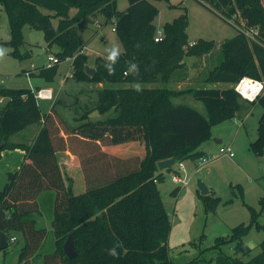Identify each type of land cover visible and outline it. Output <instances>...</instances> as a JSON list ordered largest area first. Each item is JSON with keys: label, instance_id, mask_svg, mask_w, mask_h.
I'll list each match as a JSON object with an SVG mask.
<instances>
[{"label": "trees", "instance_id": "16d2710c", "mask_svg": "<svg viewBox=\"0 0 264 264\" xmlns=\"http://www.w3.org/2000/svg\"><path fill=\"white\" fill-rule=\"evenodd\" d=\"M129 6L120 11L117 0H0L8 14L12 39V54L22 60L30 53H22L26 45L23 27L44 32L48 49L59 47L56 53L61 62L74 58L73 77L96 84H109L98 91V105L93 109L105 120L86 122L71 129L55 112V107L44 114L34 89H7L0 87V146L6 150L27 152L18 172L8 173V182L0 190V238L9 244L15 232L23 233L25 247L19 264H33L48 232L38 228L33 218L40 212L39 197L51 193L46 201L53 202L52 228L61 247L45 256L44 264H176L169 254L168 239L171 220L158 183L164 181L165 171L158 163L176 158L177 163L204 156L201 145L210 139L212 129L221 123L241 116L244 102L264 107V96L256 102H247L234 86L243 78L264 81V5L262 0H199L217 12L223 19L235 20L240 26L236 37L225 41L223 59L206 77L216 87L190 88L176 91L165 86L184 70L186 56L201 57L215 48L214 41L188 42L187 9L163 27L164 36L156 42L155 20L159 8L153 0H127ZM72 8L77 11L70 16ZM104 15L106 23L113 21L124 51L109 74L107 61L97 58L95 74L86 72L88 57L78 34V25L85 19ZM59 18L55 25L53 20ZM258 29L255 40H249L243 31ZM137 69L132 70L131 65ZM54 69V67L52 68ZM52 69H48L49 71ZM48 70L40 69L44 75ZM49 78V77H48ZM177 81V80H176ZM161 83L165 87H147ZM140 86V91L136 86ZM192 95L201 102L204 111L185 103L176 104L175 98ZM92 112V111H91ZM87 112L84 118H89ZM41 125L31 145L14 143L11 137L30 126ZM258 138L251 149L264 155V114L258 125ZM142 142V145H141ZM133 144L134 153L111 154L109 150L126 149ZM69 152L80 161L86 190L75 193L74 180L64 172L57 154ZM0 154V157H1ZM171 170H166L171 172ZM178 191L175 190V193ZM199 197L205 202L210 195ZM251 210V222L232 229L230 236L218 238L214 248L235 244L244 255L251 249L244 238L253 226L264 231L259 217L262 210ZM74 233L77 256L70 259L62 248ZM204 237V235H203ZM118 258L107 253L117 242ZM194 261L190 264H204ZM264 264V241L260 252L248 261L237 257L211 259L208 264Z\"/></svg>", "mask_w": 264, "mask_h": 264}, {"label": "rangeland", "instance_id": "374dc122", "mask_svg": "<svg viewBox=\"0 0 264 264\" xmlns=\"http://www.w3.org/2000/svg\"><path fill=\"white\" fill-rule=\"evenodd\" d=\"M262 1L264 5V0ZM153 2L160 11L155 20L157 30H162L166 23L180 17L185 7L189 20L188 42L193 44L199 40L214 41L215 48L210 53L201 57H185L184 70L193 79L189 84L181 85V89L184 90L189 87L198 89L210 87L206 77L222 62V44L236 37L237 28L240 26L234 19L231 21L223 19L212 7L199 0H153ZM128 6L127 0H117L118 10H126ZM76 11V8H72L70 16H74ZM58 21L59 18L53 20L55 25ZM114 29V22L110 21L107 24L102 14L92 21L85 19L78 25V34L84 45L83 54L88 57V67L95 68L99 57L104 60L107 56L106 49L118 47L121 53L124 51L123 42ZM23 36L26 45L21 48V51L29 52L30 57L20 60L12 54L13 49L9 45L12 39L9 18L5 8L0 5V48L7 49L3 53L4 57L0 59V87L18 90L51 88L55 94V100H39V106L44 114L49 113L54 106L55 112L71 129L89 121L96 122L109 117L107 114H97L98 111L93 109L98 105L100 89L106 86H117L90 83L73 77L75 69L73 59L70 57L41 75L40 69L49 58L56 56L59 47L54 46L49 50L44 32L32 29L29 25L23 27ZM30 72L32 75L29 74ZM176 80L177 76L165 86L177 91L179 84ZM165 86L157 83L147 87ZM174 102L185 103L204 111L203 104L195 100L192 95L175 98ZM4 105L5 103L0 102V109ZM244 106L245 111L241 115L244 117L247 114V117L235 118L214 126L210 139L200 147L204 156L185 161L189 179L187 186L176 184L169 171H165L164 181L158 183L163 204L171 220V232L167 245L170 258L176 264H190L194 261H204V264H208V261L219 256L237 257L248 261L260 252V244L264 241V231H258L255 226L244 238V244L251 249L249 254L244 255L243 248L239 252L235 244H226L220 249L214 248L218 238L230 236L232 229L240 224H250L249 207L257 212L262 210L264 155H257L251 149V143L258 138V125L264 114V107L260 103L253 106L245 102ZM87 112L91 113L89 118L85 119ZM16 136L11 137L12 142L17 138ZM220 140L221 143H218ZM222 147H231L235 157L221 156ZM203 158H208L209 162L197 168L198 162H201ZM71 166L75 167L73 169L79 168L74 162ZM173 169H177V166ZM198 181H202L209 190L210 199L207 202L199 197ZM7 182V174L0 176V190L4 189ZM50 193L44 192L45 195L39 199L40 212L33 216L38 220L37 227L45 228L48 232L32 259L33 264H44L45 256L55 253L57 248L61 247V242H56L57 238L52 228L53 202L46 201ZM75 193L80 194L82 191L77 189ZM259 221L264 224V212L259 217ZM13 236L16 237V241L11 242L6 249L0 250V264H19L20 254L25 247V237L21 232H15Z\"/></svg>", "mask_w": 264, "mask_h": 264}, {"label": "crops", "instance_id": "0c3cea01", "mask_svg": "<svg viewBox=\"0 0 264 264\" xmlns=\"http://www.w3.org/2000/svg\"><path fill=\"white\" fill-rule=\"evenodd\" d=\"M184 71L185 70L180 71L181 73L179 72L180 74L177 78V84H179L178 85L179 89L177 91L184 90V89H181V85H183V83L189 84L190 81L193 79V77H191L190 75H188L186 73V71L185 72ZM211 86L216 87L214 85H211ZM38 88H41V87H38ZM190 88H192V87H189L188 89H190ZM181 97H183V96H180L176 99H179ZM245 117H247V114L244 117L241 115L238 118L243 119ZM40 130H41V125L30 126L26 130L15 134V135H17L16 136L17 138L14 139L13 142L16 144L17 143L18 144L23 143V144L31 145L34 143V141H35L37 135L39 134ZM27 131H30V132H27ZM15 135H13V137ZM19 135H22V136L20 137ZM218 142L221 143V140ZM125 147H126V149L123 151H119L116 148H111V149L106 150V151H109L111 154H117V155H122V156L128 155L129 153H134L135 146H133V144H127V146L125 145ZM26 156H27V152L22 150V149L6 150V151L2 152L1 157H0V176L6 175L10 172L11 173L12 172L13 173L18 172L20 170V168L22 167V165L24 164ZM57 157H58V161H59V164H60L62 170L64 172H66L70 177L73 178L75 191L77 189H79L82 192H84L86 190V184L84 181V175H83V172H82V169L80 166V161L78 160V158L69 152H61V153L57 154ZM72 162H74L75 164H78L79 168L73 169L75 167L71 166ZM184 163H185V161H184ZM43 195H45V194L44 193L41 194L39 199L41 197H43ZM51 195H52V199L54 200V198H55L54 194L51 193ZM37 223H38V220H37Z\"/></svg>", "mask_w": 264, "mask_h": 264}, {"label": "built area", "instance_id": "2783aa9c", "mask_svg": "<svg viewBox=\"0 0 264 264\" xmlns=\"http://www.w3.org/2000/svg\"><path fill=\"white\" fill-rule=\"evenodd\" d=\"M115 30V29H114ZM245 36L249 40H255L257 34L259 33L258 29H252V30H245L243 31ZM164 36L163 29L157 31L156 35V42H160ZM195 43L191 44L194 45ZM107 57V56H106ZM106 57H104V60L107 61ZM73 60L75 59L72 58ZM61 63V59L58 56H54L49 58L48 62L42 67L45 70L52 69L56 65ZM33 73V72H32ZM30 75L31 72L29 73ZM235 91L241 96V98L247 102H256L260 97L264 96V81L258 80L251 77H243L235 86ZM36 99L39 100H45V101H53L55 100V94L51 88L44 87V88H37L34 89ZM3 100L1 99L0 102ZM221 156H229L230 158L235 157V153L232 150L231 147H222L220 149ZM209 162L208 158L201 159V162L199 161L197 164V168H200L202 165ZM177 166V169H173L171 171V178L176 184H179L180 186H187L189 184V179L187 177L188 171L184 164V162L176 163L173 168ZM182 174H185L182 176ZM12 242L16 241V237L14 236L11 239Z\"/></svg>", "mask_w": 264, "mask_h": 264}, {"label": "water", "instance_id": "95a60500", "mask_svg": "<svg viewBox=\"0 0 264 264\" xmlns=\"http://www.w3.org/2000/svg\"><path fill=\"white\" fill-rule=\"evenodd\" d=\"M95 71H96L95 68H90L88 66L86 67V72L89 76L94 75ZM97 114H99V113L97 112ZM218 143H220V142H218ZM2 148H3V144L0 146V154H1ZM176 163H177V159L171 158V159L159 162L158 168L160 171L171 170ZM198 188H199L200 194L202 196L209 195V190H208L207 186L202 181H198ZM74 240H75L74 239V233H71L69 235L67 241L65 242L64 246H63L64 253L70 259H73L77 256ZM7 247H8V242H7L6 238L4 236H1V238H0V250H4Z\"/></svg>", "mask_w": 264, "mask_h": 264}, {"label": "clouds", "instance_id": "9594fccd", "mask_svg": "<svg viewBox=\"0 0 264 264\" xmlns=\"http://www.w3.org/2000/svg\"><path fill=\"white\" fill-rule=\"evenodd\" d=\"M7 51V49H4V48H0V59H2L4 56H3V53ZM106 52H107V63L105 64V68L106 70L108 71L109 74H113L114 71H115V68H114V65L118 62V59H119V56L121 54L120 52V49L118 47H113L111 49H106ZM137 69V65L136 64H132L131 65V69L130 71L132 70H136ZM136 90L137 91H140V86L137 85L136 86ZM123 245H122V242H117L116 244H114V246L110 249H107V253L108 255L114 257V258H118L119 256V253L117 251L118 248H121Z\"/></svg>", "mask_w": 264, "mask_h": 264}]
</instances>
